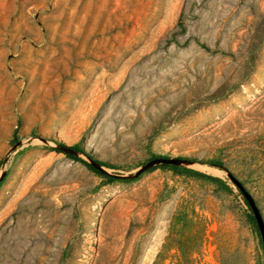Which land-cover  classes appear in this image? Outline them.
Returning a JSON list of instances; mask_svg holds the SVG:
<instances>
[{
    "label": "rangeland",
    "instance_id": "obj_1",
    "mask_svg": "<svg viewBox=\"0 0 264 264\" xmlns=\"http://www.w3.org/2000/svg\"><path fill=\"white\" fill-rule=\"evenodd\" d=\"M231 174L264 218V0H0V264H264Z\"/></svg>",
    "mask_w": 264,
    "mask_h": 264
},
{
    "label": "water",
    "instance_id": "obj_2",
    "mask_svg": "<svg viewBox=\"0 0 264 264\" xmlns=\"http://www.w3.org/2000/svg\"><path fill=\"white\" fill-rule=\"evenodd\" d=\"M65 149L69 150L70 152L74 153L77 150L71 149L69 147H65ZM92 160V165L98 169H102L101 164L94 160ZM182 162H185V160L180 159L178 157H158L155 158L151 161H149L146 165H144V167H142L138 172L137 175H140L143 171H145L146 169H148L149 167L156 165V164H161V163H167V164H173V165H177L180 164ZM230 177L232 178V180L237 184V186L239 187V189L242 191V193L244 194L245 198L247 199V201L249 202L253 214L255 216L256 222L258 224L259 230L261 232L263 241H264V218L262 215V212L258 206V204L256 203L254 197L252 196V194L250 193V191H248V189L245 187V185L239 181L234 175H230Z\"/></svg>",
    "mask_w": 264,
    "mask_h": 264
},
{
    "label": "trees",
    "instance_id": "obj_3",
    "mask_svg": "<svg viewBox=\"0 0 264 264\" xmlns=\"http://www.w3.org/2000/svg\"><path fill=\"white\" fill-rule=\"evenodd\" d=\"M69 148H71V149H74V150H77V151H82L83 153H85L88 157H91L92 159H93V156L90 154V153H88L85 149H81V148H79V147H76V146H74V147H69ZM69 156H72V157H75V155H73L72 153H67ZM100 163V162H99ZM101 164V163H100ZM212 164H215V165H218V166H221V164L220 163H217V162H212ZM94 170H96L97 172H99V173H102V174H106L102 169H98V168H96V167H94L92 164H89ZM166 165V164H165ZM191 172V171H190ZM198 174H201L202 175V173H198ZM241 192V191H240ZM241 194L243 195V193L241 192ZM245 198V197H244ZM246 199V198H245Z\"/></svg>",
    "mask_w": 264,
    "mask_h": 264
}]
</instances>
